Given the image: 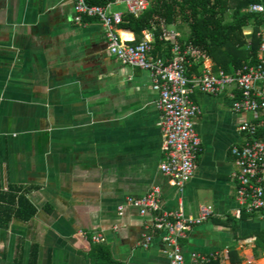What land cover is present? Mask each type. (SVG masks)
I'll return each instance as SVG.
<instances>
[{
    "label": "crops",
    "instance_id": "0c3cea01",
    "mask_svg": "<svg viewBox=\"0 0 264 264\" xmlns=\"http://www.w3.org/2000/svg\"><path fill=\"white\" fill-rule=\"evenodd\" d=\"M112 9L127 13L123 3ZM117 31L136 42L130 29ZM157 56L168 58L170 46ZM193 66L189 76L197 74L190 75ZM237 95L233 87L191 91L201 108V150L179 189L160 170L163 138L149 71L110 53L98 19L76 23L74 0H0V189L26 186L36 207L30 220L0 227V264H93L94 244L80 231L101 233L121 264H169L158 232L141 245L152 215L126 203L153 185L161 186L167 211H212L181 239L187 259L199 251L219 264H264V248L255 252L264 210L239 213L237 202L231 149L244 142L238 127L251 118L232 109Z\"/></svg>",
    "mask_w": 264,
    "mask_h": 264
},
{
    "label": "built area",
    "instance_id": "2783aa9c",
    "mask_svg": "<svg viewBox=\"0 0 264 264\" xmlns=\"http://www.w3.org/2000/svg\"><path fill=\"white\" fill-rule=\"evenodd\" d=\"M116 3H123L127 13L135 17L150 6L149 0H114L106 5L74 0V20L80 23L84 18L98 19L110 53L125 65L149 71L152 87L158 93L156 105L160 111L164 155L160 163L162 173L179 189H183L195 173L201 150L195 120L201 108L191 99V91L196 88L217 95L233 87L238 95L232 100V109L251 114V118L242 121L238 127L246 135L244 142L231 149L236 167L234 175L239 213L252 214L264 210V27L261 29L262 43L257 63L231 72L222 69L214 71L204 56L197 60L201 66L199 73L189 76L187 69L195 57V48L179 41L180 32L162 23L160 39L170 44L168 58L153 54L152 31H144L139 42L127 43L117 31L123 21V13L112 9ZM250 11L262 12L263 5L252 4ZM126 203L138 208L142 215H152L150 227L141 241L143 247H148L158 232L167 247L169 264H207L210 261L211 254L199 251L191 252L187 259L180 242L194 225L210 217L212 211L209 207H202L196 217L181 210L167 211L162 206L159 185H153L143 196L127 197ZM118 209L121 213L123 205ZM80 233L93 244L105 242L101 233Z\"/></svg>",
    "mask_w": 264,
    "mask_h": 264
},
{
    "label": "trees",
    "instance_id": "16d2710c",
    "mask_svg": "<svg viewBox=\"0 0 264 264\" xmlns=\"http://www.w3.org/2000/svg\"><path fill=\"white\" fill-rule=\"evenodd\" d=\"M89 4L106 5L114 0H86ZM150 6L139 17L123 14L121 27L133 31L136 42L142 39L143 31L153 32V54L169 52V42L161 40L162 23L174 27L184 36L182 44L195 48L194 66L204 56L211 59L214 71L226 72L242 68L258 61L262 43L261 29L264 27V0H149ZM263 5L262 12L250 11L252 4ZM230 11V17L226 16ZM250 31L247 33V30ZM169 53H167L168 55ZM198 60V61H197ZM192 71V72H191ZM189 75V74H188ZM30 188L9 185L0 189V227H7L12 219L30 220L36 207L28 198ZM256 249L264 248V231L256 233ZM93 264H121L114 260L109 248L94 244L89 252ZM207 264H219L211 259Z\"/></svg>",
    "mask_w": 264,
    "mask_h": 264
},
{
    "label": "rangeland",
    "instance_id": "374dc122",
    "mask_svg": "<svg viewBox=\"0 0 264 264\" xmlns=\"http://www.w3.org/2000/svg\"><path fill=\"white\" fill-rule=\"evenodd\" d=\"M230 11L227 12L226 16L229 18L230 17ZM247 30V29H246ZM248 31V30H247Z\"/></svg>",
    "mask_w": 264,
    "mask_h": 264
}]
</instances>
